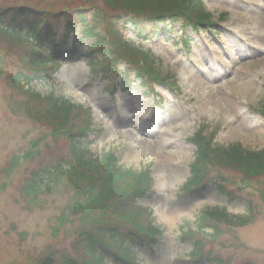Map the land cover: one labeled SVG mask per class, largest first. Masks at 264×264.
I'll return each instance as SVG.
<instances>
[{
  "label": "rangeland",
  "instance_id": "rangeland-1",
  "mask_svg": "<svg viewBox=\"0 0 264 264\" xmlns=\"http://www.w3.org/2000/svg\"><path fill=\"white\" fill-rule=\"evenodd\" d=\"M28 1L40 9V2ZM202 2L217 26L196 35L187 54L182 45L172 42L143 43V48L162 57L163 74L172 76L171 87H157L155 94H147L133 85L112 96L108 82L91 72L84 58L91 44L85 42L72 58L59 53L61 66L54 80L32 90L74 101L90 113L93 130L82 141L90 157L100 158L111 150L117 152L118 165L124 170L149 168L153 191L142 204L152 210L164 237L152 250L134 249L141 264H189L192 247L182 244L179 228L195 223L200 212L213 208L252 220L231 233L226 231L211 246L212 256L225 264H264V174L244 183L238 173H223L230 201L214 187L181 191L195 159L190 140L199 128L206 135L216 133L218 146H239L252 153L264 150V118L258 112L264 102V0ZM129 33L127 38L139 45L131 29ZM16 65L13 58H7L0 73V264H40L50 254L61 264L62 256L73 258L66 251L69 244L63 233L52 236L54 217L59 216L64 201L29 209L19 197L21 180L37 169L39 158L23 161L19 170L2 176L9 162L21 158L31 143L51 132L49 123H33L28 114L11 110L16 95L9 76ZM50 146L53 155L65 149L60 140ZM107 264L113 263L107 260Z\"/></svg>",
  "mask_w": 264,
  "mask_h": 264
},
{
  "label": "trees",
  "instance_id": "trees-1",
  "mask_svg": "<svg viewBox=\"0 0 264 264\" xmlns=\"http://www.w3.org/2000/svg\"><path fill=\"white\" fill-rule=\"evenodd\" d=\"M33 1L41 3L40 9L28 0H0V73L4 60L13 58L17 65L9 76V86L16 96L11 110L21 116L28 114L33 123H49L51 132L32 143L21 158L11 159L2 176L12 175L23 161L39 158L37 169L21 180L19 197L29 209L43 208L48 201H64L59 216L54 217L52 236L63 233L69 244L66 251L73 258L62 256L61 264H107V260L138 264L133 249L153 246L163 236L151 211L141 204L153 186L149 173L122 169L114 152L90 157L82 142L93 130L89 112L74 101L35 93L32 87L53 78L61 66L59 53L72 58L85 42L91 43L85 53L91 72L101 75L109 87L113 81L122 90L131 82L145 89L168 85L161 60L131 47L125 30L132 28L141 39L170 41L173 31L180 28L183 36L176 41L188 48L185 31L196 33L199 27L212 26L210 18L202 12L201 0ZM261 109L264 115V102ZM214 139V133L204 132L193 137L197 152L184 192L215 185L226 195L228 181L219 179V171L249 179L264 174V150L250 153L239 146L224 148ZM59 140L65 149L53 155L49 144ZM249 222L222 210H205L196 227L181 228L180 240L192 247L190 258L196 264L210 262L211 246L226 231L231 233ZM40 264H56V256L46 255Z\"/></svg>",
  "mask_w": 264,
  "mask_h": 264
}]
</instances>
